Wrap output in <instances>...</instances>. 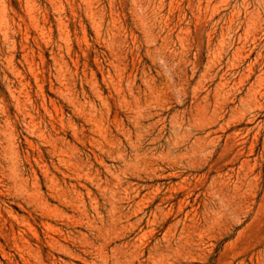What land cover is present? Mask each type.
Masks as SVG:
<instances>
[{
	"label": "rangeland",
	"instance_id": "obj_1",
	"mask_svg": "<svg viewBox=\"0 0 264 264\" xmlns=\"http://www.w3.org/2000/svg\"><path fill=\"white\" fill-rule=\"evenodd\" d=\"M0 141V264H264V0H0Z\"/></svg>",
	"mask_w": 264,
	"mask_h": 264
},
{
	"label": "bare ground",
	"instance_id": "obj_2",
	"mask_svg": "<svg viewBox=\"0 0 264 264\" xmlns=\"http://www.w3.org/2000/svg\"><path fill=\"white\" fill-rule=\"evenodd\" d=\"M9 122V121H8ZM10 134V133H9ZM7 135V134H6ZM10 136V135H9ZM5 137H7V136H5ZM2 138V137H1ZM4 139V138H3ZM1 142V141H0ZM7 148H9V147H7ZM11 152V151H10Z\"/></svg>",
	"mask_w": 264,
	"mask_h": 264
}]
</instances>
